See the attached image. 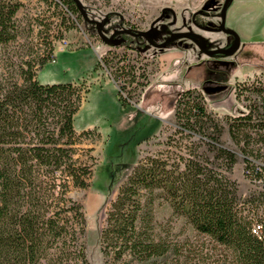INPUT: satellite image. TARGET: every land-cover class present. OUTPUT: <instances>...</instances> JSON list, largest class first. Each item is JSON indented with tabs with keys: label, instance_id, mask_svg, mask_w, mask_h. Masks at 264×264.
<instances>
[{
	"label": "trees",
	"instance_id": "16d2710c",
	"mask_svg": "<svg viewBox=\"0 0 264 264\" xmlns=\"http://www.w3.org/2000/svg\"><path fill=\"white\" fill-rule=\"evenodd\" d=\"M51 1L81 17L73 0ZM18 6L0 0V264H88L82 203L67 195L71 186L86 188L92 170V163L75 157L81 133L73 126L87 89L82 83L38 82L43 57L35 70L30 60L9 57L7 47L19 35ZM245 90L256 96L247 112L222 119L243 173L251 170L250 177L259 178L263 169L256 167L264 155L252 145L263 139L264 86L234 85L237 97ZM175 102L173 135L192 138L188 156L161 152L132 167L105 210L99 232L103 263L264 264V200L241 196L228 176L237 152L220 142L223 124L189 89ZM159 199L194 233L178 239L154 222L152 206ZM255 224L261 226L258 234L252 232Z\"/></svg>",
	"mask_w": 264,
	"mask_h": 264
},
{
	"label": "rangeland",
	"instance_id": "374dc122",
	"mask_svg": "<svg viewBox=\"0 0 264 264\" xmlns=\"http://www.w3.org/2000/svg\"><path fill=\"white\" fill-rule=\"evenodd\" d=\"M15 1L19 2V35L7 47L9 57L15 61L30 60L34 63V70L36 62L43 57L46 62L36 71L38 82H75L82 83L87 89L74 114L73 126L76 133H81L77 145L80 149L75 157L92 163V170L87 187L71 186L67 195L82 203L85 215L82 242L88 264H104L99 232L105 210L132 167L145 156L161 152L173 157L176 154L188 156L192 138L186 132L173 135L177 102L164 88L149 90L152 84L176 83L181 90L189 89L194 95H200L206 110L223 124L220 142L237 152V160L228 176L236 181L238 193L243 197L251 195L258 201L264 200V171L259 181L245 176L241 154L229 139L222 119L225 115L246 113V106L256 97L249 90L237 97L234 85L264 86V0H256L255 6L251 5V0H246L244 4L233 5V10L225 13L224 24L239 37L237 50L228 57L237 65L224 79L227 89L216 94L204 91L199 85L207 72L201 66L191 64L209 56L188 37L156 47L142 39L136 42L127 40L122 32L106 43L90 31L95 30L93 23L85 22L82 16L77 18L71 12L66 13L64 6L56 7L51 0ZM79 2L87 17L96 20L107 36L127 29L146 33L153 43H160L168 37L166 30L159 26L157 5L152 10L143 6L140 0ZM221 5L215 8L216 19L196 18L198 27L217 29L216 32L211 30L210 37L203 38L207 48L227 47L231 42L230 36L219 29ZM230 6L231 1L226 9ZM184 8L190 11L186 6ZM62 37L67 39L65 45L60 44ZM182 42L188 45H181ZM135 43L145 46L147 51L131 49L129 45ZM176 50L183 52V56L170 58L167 53ZM12 73L17 76V73ZM261 138L262 141L252 145L254 148H263L264 133ZM88 148L91 150L87 151ZM262 148L259 153L264 155ZM171 212L167 201L159 199L153 203L154 222L169 228L178 239L194 233L181 217Z\"/></svg>",
	"mask_w": 264,
	"mask_h": 264
},
{
	"label": "crops",
	"instance_id": "0c3cea01",
	"mask_svg": "<svg viewBox=\"0 0 264 264\" xmlns=\"http://www.w3.org/2000/svg\"><path fill=\"white\" fill-rule=\"evenodd\" d=\"M141 4L144 6H148L151 9H155L157 5L158 15H159V26L163 30H166L167 35L170 36L175 32L181 31H190L196 34H199L203 38L210 37L211 30L217 31V29H210L207 27H198L196 23V18L200 20H205L206 18H214L216 19L217 16L215 15L214 11L216 6H220L223 1L220 0H140ZM252 6L256 5V0H251ZM246 0H231V8L229 7L228 10H225V13L228 12L230 9L233 10L235 4H244ZM190 9V11H186L184 7ZM199 8V9H198ZM198 9V10H196ZM211 14V15H209ZM175 26L174 28H171ZM226 26V25H225ZM229 28V26H226ZM202 31V32H201ZM207 32L208 34H205ZM181 45L187 46L188 44L182 42ZM174 57H181L183 56V52L180 50L172 51L167 53Z\"/></svg>",
	"mask_w": 264,
	"mask_h": 264
},
{
	"label": "flooded vegetation",
	"instance_id": "af4514ba",
	"mask_svg": "<svg viewBox=\"0 0 264 264\" xmlns=\"http://www.w3.org/2000/svg\"><path fill=\"white\" fill-rule=\"evenodd\" d=\"M123 34L130 35L128 33H123ZM130 36L141 37L143 40H145V38L142 36H133V35H130ZM229 36L231 39V42H230V44H231L234 39H233L232 35H229ZM136 41L137 40H135V42ZM146 43H148V42L146 41ZM129 46L131 49H135L139 52H141V50L144 52L147 51L145 46L143 47V46L137 45L136 43L129 45ZM222 48H225V47H222ZM213 55L214 54L208 55L209 57L199 59L198 61H196V64H195V62H194V64H191V65L201 66L202 68H204L206 70L207 76L204 77L200 81L199 85L202 87V89L204 91H206L210 94H216V93L222 92L225 89H227V84L225 83L224 79H226V77L229 76L231 70H233L237 65V63L235 62L234 59L228 58L230 55L219 54V55H221L220 57H214ZM151 89L152 90L153 89L154 90H164L160 84H152V86L149 88V90H151ZM165 92L169 93L172 100L175 101L176 97L181 92V87H180V85H178L176 83H171L167 87V90H165Z\"/></svg>",
	"mask_w": 264,
	"mask_h": 264
},
{
	"label": "water",
	"instance_id": "95a60500",
	"mask_svg": "<svg viewBox=\"0 0 264 264\" xmlns=\"http://www.w3.org/2000/svg\"><path fill=\"white\" fill-rule=\"evenodd\" d=\"M75 2V4L77 5L80 13H81V16L83 17V20L85 22H88V23H93L94 26H95V31H96V34L101 38L102 41L106 42V43H110L111 42V39L113 38V36L117 33H128L130 35H133V36H142L145 38V40L149 43V44H153L155 45L156 47H163L165 44L177 39V38H180V37H188L190 38L193 43L202 51L204 52L205 54L207 55H212V54H223V55H231L233 54L238 46H239V37L237 36V34L227 28L224 24V18H225V10H226V7L228 5V2L229 0H223L222 2V5H221V8H220V13H219V16H220V23H219V29L223 32V33H226L228 35H232L233 36V42L228 46V47H225V48H207L205 47L204 45V39L202 36L200 35H197L196 33H193V32H190V31H181V32H175L173 34H171L170 36H168L167 38H165L162 42L160 43H153L151 41V39L147 36L146 33L144 32H139V33H135V32H132V31H129L127 29H120V30H117V31H114L112 32L111 34H109L108 36L105 35L101 30H100V27H99V23L94 20V19H89L83 9V7L81 6L79 0H73ZM171 83H163V84H160L165 90L167 89V87L170 85ZM179 85V84H178Z\"/></svg>",
	"mask_w": 264,
	"mask_h": 264
},
{
	"label": "built area",
	"instance_id": "2783aa9c",
	"mask_svg": "<svg viewBox=\"0 0 264 264\" xmlns=\"http://www.w3.org/2000/svg\"><path fill=\"white\" fill-rule=\"evenodd\" d=\"M66 43H67V39L65 37L60 38V44L65 45ZM119 91L121 92L120 89H119ZM256 169L257 170L263 169L262 171H264V162L260 161L259 164H258V166L256 167ZM244 174L248 176L249 180H252V181H259V180H261L260 177L259 178H255V176H252V178H251L250 175H249V174H252V171L251 170H245L244 171ZM260 230H261L260 224H255L252 227V232L255 233V234H258L260 232Z\"/></svg>",
	"mask_w": 264,
	"mask_h": 264
}]
</instances>
